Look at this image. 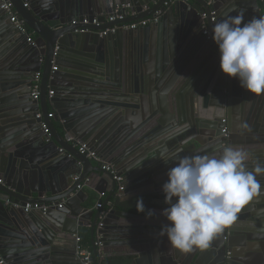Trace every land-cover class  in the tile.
<instances>
[{
	"label": "water",
	"instance_id": "obj_1",
	"mask_svg": "<svg viewBox=\"0 0 264 264\" xmlns=\"http://www.w3.org/2000/svg\"><path fill=\"white\" fill-rule=\"evenodd\" d=\"M9 1L35 35L38 47L29 48L0 11V260L3 264H78L74 235L80 227H89L95 255L99 223H102L98 232L104 247L137 248V258L131 264H204L207 260L212 264H242L237 258L243 255L264 264V190L253 199L257 209L263 210L238 214V220L209 248L183 253L172 248L166 236L159 235L165 224H154L157 220L114 209H109L101 220V212L117 184L110 173L93 167L91 160L63 140L54 126L61 124L70 137L85 144L104 163L111 164L124 181L126 196L147 183L153 184L161 169L166 174L179 157L219 156L225 146L236 144L235 130L243 135L264 132V95L249 94L238 80L221 72L218 48L212 38L207 40L201 27V15L205 13L207 31L212 37L216 22L209 21L210 13L217 9L224 10L226 18L243 12L245 21L264 15L259 1L176 0L165 7L167 0H53L47 9L42 7L45 0H30L27 8L21 0ZM121 4H130L136 13L128 22L159 14L158 23L153 25L158 28L155 39L150 26L137 31L120 30L100 38L96 34L79 33V28L71 25L73 20L83 17H99L103 21L111 6ZM167 21L168 27L162 29ZM194 42L202 51L193 67L211 61L214 70L209 80L191 89L190 101L185 104L178 98L184 92L183 80L191 74L182 75V82L168 88L165 77L168 78L173 66L168 68L166 51H171L173 57L176 49L178 59ZM36 73L41 74L40 96L33 100L30 93ZM160 94L170 98L169 113L157 105ZM232 97L245 100L247 107L242 118H233L234 127L228 128L224 137L221 131L226 124L221 121L229 113L227 104ZM201 105L205 111L200 110ZM38 113L40 120L35 119ZM40 122L51 134L48 144L39 128ZM34 148L40 153L31 152ZM244 149L250 153L249 170L256 163L264 165L263 151L257 148L252 152L247 144ZM79 167L83 171L74 181ZM90 171L103 173L112 181L110 194L95 214L81 206L88 197L77 191ZM258 179L264 185V175ZM27 203L55 206L62 203L63 207L35 213L39 221L32 213H24ZM72 205L76 210H71ZM50 212L60 215L53 217ZM237 233L247 242L242 256H236L234 250Z\"/></svg>",
	"mask_w": 264,
	"mask_h": 264
},
{
	"label": "clouds",
	"instance_id": "obj_2",
	"mask_svg": "<svg viewBox=\"0 0 264 264\" xmlns=\"http://www.w3.org/2000/svg\"><path fill=\"white\" fill-rule=\"evenodd\" d=\"M52 3L45 0L42 7L47 9ZM212 39L221 72L238 80L249 94L264 95V15L245 21L240 12L220 20L212 27ZM249 160L250 153L235 146H225L219 156L174 160L175 166L168 170V180L162 185L166 207L161 215L169 223L161 227L159 235L183 253L209 248L238 220L241 209L264 190L258 179L264 175V165L256 163L249 170ZM140 202L137 211L143 213Z\"/></svg>",
	"mask_w": 264,
	"mask_h": 264
},
{
	"label": "crops",
	"instance_id": "obj_3",
	"mask_svg": "<svg viewBox=\"0 0 264 264\" xmlns=\"http://www.w3.org/2000/svg\"><path fill=\"white\" fill-rule=\"evenodd\" d=\"M246 1L253 2V0H246ZM257 1H259L260 5L262 6L261 0H257ZM213 12L217 16V19L215 20V22L226 19V16L223 15L224 10L221 12V10L217 9L216 12H215V10H213ZM262 13H263V9H262ZM166 26L168 27V21L165 23V26H162V29H164V27H166ZM150 27H152L154 30V34H153V37H154L156 34L155 32L158 28H156L153 25H150ZM201 27H203L202 24H201ZM29 32H31V31H29ZM198 38L203 41L201 36H198ZM153 39H155V37ZM202 43H204V42H202ZM174 50L175 51L173 52V57L170 56V54H169V53H171V51H168V50L166 51V59L169 60L168 68H170L171 66H173V67H172V69H170L168 71L170 73L168 74V78H166L167 76L165 77V82L169 83V85H168V88H169L170 86L177 85V83H179L181 81L182 75L191 74L187 79L183 80L184 92L182 93L181 97L178 98V100L181 101V103L188 104L190 101L191 89H194V87L197 84L206 81V79L209 80L212 77V74L211 75H209V74L212 73L214 70L213 65H212L211 61H209V62L201 63V64L198 63L197 68L193 67L195 59L200 54L199 52L202 51V48L197 47L195 42H194V44L190 45V47L185 52L182 51L181 55H179L178 59H177L176 49H174ZM152 55H153L152 58H153V62H154L156 59V55L154 53ZM177 60H178V62H177ZM192 68H196V69H194V71H190V69H192ZM171 75H172V77H171ZM228 100H230L229 103L227 104L229 106V108H228L229 113L224 116V119L227 122L226 128L232 129V127H234V126H232L234 124L233 118L234 117L238 118L239 116L241 117V114L246 111L247 105H246L245 100H242L238 97H232L231 99L229 98ZM169 104H170V98L168 95L160 94L158 96L157 105H161V108L163 109L162 111L165 110L166 113H169V108H168ZM200 110L205 111L203 105L200 106ZM51 112L53 113V111H51ZM54 126L56 127L57 132L60 134L62 139L66 140L67 136H69V135L67 132L64 131L61 124L54 123ZM231 129H229V130L231 131ZM235 131H236L235 132L236 137L240 140V142L238 141V139L236 140V144L234 145L235 147L244 148L245 145L247 144V147H250L252 152L256 151L257 148L260 151L264 152V132H258L257 131V132H252L250 134L245 133L247 135H243L242 133H239L237 130H235ZM227 133L228 132H226L225 137H227ZM31 152L38 154V153H40V150L38 151L36 148H34ZM91 162H92L93 167H95V168L98 167L97 163H95L93 161H91ZM82 171H83V167H79L77 170H75L74 175L77 173H81ZM164 173H165V171H163L161 169L160 177L158 178L157 181H154L153 184L147 183V185L145 187H143V188L133 192L132 194L127 195V196L124 195V193H123L122 198L118 199V200L123 202V201L131 200L135 197H142V196L160 197V196H163L164 193L162 192V185L168 180L167 175ZM88 178L90 179V182H91L90 187L84 189V191H83L87 195L88 198L84 203H81V206L84 208L93 210L94 209L93 206L95 205L96 202L102 201V200L104 201L108 197V195L110 194L109 192L112 189V181L110 178L105 176L103 173H98V172H93V171L89 172ZM125 183L127 184L128 181H125ZM97 190H99L101 192L105 191L106 197L100 199ZM78 201L80 202L81 200H78ZM257 207H258V204L252 200L249 204L245 205L241 209L239 214H244V215L249 214V213L254 214L258 211L263 210V209L259 210V209H257ZM249 209L252 210L253 212H250ZM71 210H76L75 205L71 206ZM93 211L95 214V212L98 210L94 209ZM161 211L162 210L156 211V213L153 217H147V216H141V215H139V217H142V218L147 219V220H151V219L157 220V221L153 222L154 224L156 222H158V224H168L169 222L166 220V218L161 215ZM35 213H38V212H32V217H34L36 220L41 221L38 218L37 214H35ZM50 213L53 214V217H58L60 215L58 212H50ZM145 223H147V222H145ZM44 226L47 229L46 225H44ZM81 232L82 233L87 232V234L89 235V227H87L86 225L80 227L78 229L77 234L80 236ZM236 237L234 239L237 240L236 244L239 246H237L234 243L236 245V246H234V250H235L236 256H242L243 255L242 251L244 252L246 250L247 246H245V245L247 244V242L244 240L243 236L240 235L239 233L236 234ZM89 244H90V237H89ZM90 247H91V244H90ZM129 248L130 247H126V246H108V247H104L103 250L105 252L106 257L112 258L115 256L124 255L121 252H128L126 250H128ZM116 250H120V253H116ZM248 254H252V253L249 252ZM136 258H137V255L134 257V259H136ZM251 258L253 260L248 258V257L246 258V256L243 255L240 258L238 257L237 260L240 261L242 264H246L243 261L251 263V264H257L255 261V258L254 257H251ZM132 261L129 264H131ZM204 264H212V263H211V260H207Z\"/></svg>",
	"mask_w": 264,
	"mask_h": 264
},
{
	"label": "built area",
	"instance_id": "obj_4",
	"mask_svg": "<svg viewBox=\"0 0 264 264\" xmlns=\"http://www.w3.org/2000/svg\"><path fill=\"white\" fill-rule=\"evenodd\" d=\"M24 7H28L30 4V0H21ZM176 0H167L164 3L165 7H170L172 4L175 3ZM185 2L189 0H184ZM262 7H263V14H264V0H261ZM208 3V5H210ZM0 11L7 16L9 24L13 27L14 32L23 38L24 43L29 48H37L38 43L36 42L33 33L29 32V30L24 25L23 21L20 20L19 16L15 12L11 2L9 0H0ZM134 8L130 4H121L116 6H111V12L104 16V20L101 21L99 17H83L81 19H75L71 22V25L74 27L79 28L77 32L82 34H96L100 38L107 37L108 35L115 34L118 31H137L144 29L150 25H155L158 23L159 20V14H155V16H151L145 19L137 20L128 22L127 19L135 16ZM202 18V33L204 36H206L207 40L211 39V34L207 31V15L203 13L201 15ZM216 20L215 13H210V22L214 23ZM216 45V44H215ZM217 46V45H216ZM42 49V48H40ZM57 48L55 49V51ZM55 56V54H54ZM52 70H55V67H53ZM40 83H41V74L36 73L32 77V86H31V93L30 98L33 100H37L40 96ZM53 92H49L48 96L51 97ZM35 119L40 120L41 114L38 113L35 116ZM222 124H226V120L221 121ZM39 128L41 132L44 134V141L45 143H50L52 138L51 134L49 133V130L47 126L43 123H39ZM227 132V128L225 127L222 129L221 133L225 137ZM67 143H69L71 146L75 147L78 152L82 155H85V157L95 163H97L98 167L105 172H108L112 175V180L117 184L116 190L112 194L111 198L114 199H121L125 190L124 181L120 176L117 175L115 172L114 167L111 164H106L100 159L94 152L90 151L88 147L77 141L76 139L67 136L66 140ZM80 166V165H79ZM80 174V173H79ZM78 173L74 176V181L78 178ZM90 179L86 178L78 187L77 191H84V189L90 187ZM100 199L105 198V192L98 193ZM8 205V202H6ZM103 206V203L101 201H98L95 203L93 208L95 210L101 209ZM107 206L110 207L111 203L110 201L107 203ZM52 207H55L57 209H61L63 207L62 203L58 205L53 204H39V203H27L23 207L24 213H32V212H46ZM93 209V210H94ZM109 209L103 210L101 212V220L105 218V216L108 214ZM102 228V223H99L97 226V232L95 233V242L94 247L96 254L94 255L91 247H85L81 244V238L78 234L74 235V244H75V259L78 264H102V249L104 248L103 243L101 241L102 235L98 232ZM0 264H3V261L0 260Z\"/></svg>",
	"mask_w": 264,
	"mask_h": 264
},
{
	"label": "trees",
	"instance_id": "obj_5",
	"mask_svg": "<svg viewBox=\"0 0 264 264\" xmlns=\"http://www.w3.org/2000/svg\"><path fill=\"white\" fill-rule=\"evenodd\" d=\"M35 40L36 37L34 36ZM106 197V196H105ZM140 200H142L145 211L143 213L138 212L137 210L140 207ZM103 203V200L101 201ZM111 206L110 207H105L104 210L108 209H114L118 211H122L125 213H129L132 215L136 216H147V217H153L158 210H162L166 207L164 203V195L157 197V196H142V197H135L131 200L128 201H119L118 199L111 198L110 200ZM149 211L153 212L154 214L152 216ZM80 238H81V244L85 247H90L89 244V235L86 233H80ZM128 252H121L124 255L120 256H115L112 258H108L105 256V252L102 249V264H129L134 257L137 255V248L135 247H130ZM116 253H120V250H116ZM128 253V254H127Z\"/></svg>",
	"mask_w": 264,
	"mask_h": 264
}]
</instances>
